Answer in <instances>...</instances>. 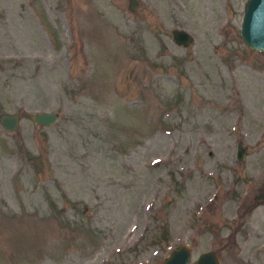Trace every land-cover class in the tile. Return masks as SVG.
I'll list each match as a JSON object with an SVG mask.
<instances>
[{
	"label": "rangeland",
	"instance_id": "1",
	"mask_svg": "<svg viewBox=\"0 0 264 264\" xmlns=\"http://www.w3.org/2000/svg\"><path fill=\"white\" fill-rule=\"evenodd\" d=\"M245 1L0 0V113L19 115L0 127V264H160L177 244L264 264V206L243 212L264 191Z\"/></svg>",
	"mask_w": 264,
	"mask_h": 264
},
{
	"label": "water",
	"instance_id": "2",
	"mask_svg": "<svg viewBox=\"0 0 264 264\" xmlns=\"http://www.w3.org/2000/svg\"><path fill=\"white\" fill-rule=\"evenodd\" d=\"M138 0H128L127 9L134 11ZM173 43L176 46L186 47L193 40L191 34L183 28L170 30ZM239 36L242 43L252 51L264 52V0H246L242 6V16L239 24ZM58 115L53 111H36L31 115L33 125L47 126L56 121ZM19 115L17 113H0V127L6 133L17 130ZM236 161L244 158L241 144L235 147ZM264 200V191L257 195ZM191 255L187 244H177L162 258L160 264H189ZM191 264H218V260L212 251L199 253Z\"/></svg>",
	"mask_w": 264,
	"mask_h": 264
},
{
	"label": "flooded vegetation",
	"instance_id": "3",
	"mask_svg": "<svg viewBox=\"0 0 264 264\" xmlns=\"http://www.w3.org/2000/svg\"><path fill=\"white\" fill-rule=\"evenodd\" d=\"M237 143H240L241 144V142H237ZM236 144H235V147H236ZM241 150H242V153L244 154L245 153L244 152L245 150H244V147L242 146V144H241ZM234 159L236 161V158H235V149H234ZM236 162H238V161H236ZM258 194L259 193H257L252 198L251 204L243 211L244 213H247V214L252 213L251 215L255 216L256 215L255 214V210L257 208H259V207H263L264 206V200L263 199L256 198ZM258 221H259V218L256 220L255 217H254L253 220H252V222H251V224H250V222H248V224H250L249 225L250 228L248 229V234L249 235L247 236L246 240L244 241V244L249 243L251 239H255V236L254 235L256 234V232H257V230L259 228V223H260V221H259V223H258ZM241 224H242V222L237 221V225L235 227V230L236 229H239ZM258 245L259 244L257 243L254 246H252L251 248H248L247 252L245 250V252L248 253V256L254 255V254L257 253ZM188 247L190 249V255H191V248H190L189 245H188ZM242 249L243 248H241L239 250H242ZM207 251H212L213 252V254L216 256V258L218 260V264H219V257H218V254L215 252V250H207ZM263 260H264V253H263Z\"/></svg>",
	"mask_w": 264,
	"mask_h": 264
}]
</instances>
